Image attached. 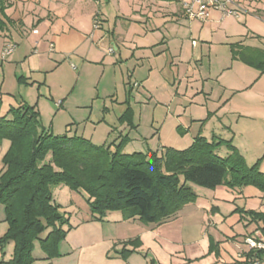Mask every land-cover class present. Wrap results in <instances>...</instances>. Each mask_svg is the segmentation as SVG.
Here are the masks:
<instances>
[{"label":"rangeland","instance_id":"374dc122","mask_svg":"<svg viewBox=\"0 0 264 264\" xmlns=\"http://www.w3.org/2000/svg\"><path fill=\"white\" fill-rule=\"evenodd\" d=\"M256 1L260 5H248L251 15L222 18V12L211 8L210 20L188 21L177 32L154 29L151 19L145 22L149 12L141 22L117 16L133 5L128 0L96 3L97 27L90 11L76 8L73 19L87 30L86 42L77 54H54L58 61L47 62L43 71L31 77L14 61L2 59L0 36L1 111L7 113L24 99L37 105L41 128L57 135L83 136L97 145L121 144L123 152L161 154L167 148L189 147L198 133L215 136L232 141L249 165L259 162L264 171V70L231 55V43L248 34L261 35L262 42L257 39L255 44L264 47V0ZM24 40L26 46L21 42L17 48L24 51L22 56L36 48L46 55L54 53L49 42L31 43L29 48ZM82 54L92 61L85 62ZM9 143L0 144V170ZM217 152L226 156L229 149L223 144ZM242 188L245 199L225 205L226 210L236 211L238 204L256 210L264 202V191L258 186ZM52 193L58 204L68 203L59 188L53 186ZM126 245L121 243L118 250ZM116 254L114 250L110 257Z\"/></svg>","mask_w":264,"mask_h":264},{"label":"trees","instance_id":"16d2710c","mask_svg":"<svg viewBox=\"0 0 264 264\" xmlns=\"http://www.w3.org/2000/svg\"><path fill=\"white\" fill-rule=\"evenodd\" d=\"M6 28L7 22L0 16V31ZM238 56L264 70V49L233 50V58ZM2 104L0 97V144L9 140L10 146L0 170V204L8 223L0 246L14 243L7 264H32L35 242L48 258L60 255L69 217L54 200L52 187L56 185L83 194L95 215L121 210L125 219L139 218L145 223L161 222L195 202L198 194L192 184L207 188L252 184L264 191L259 162L249 165L240 150L223 139L209 140L199 134L185 149L125 153L121 144L115 148L97 145L83 136L57 135L41 128L37 105L21 100L2 113ZM224 143L229 153L222 157L217 150ZM246 212L255 220L264 219V213ZM128 243L138 244V240ZM132 251L124 247L120 253L127 258ZM213 251L220 255L214 242ZM244 254L251 255L249 251ZM235 263L249 261L229 264Z\"/></svg>","mask_w":264,"mask_h":264},{"label":"crops","instance_id":"0c3cea01","mask_svg":"<svg viewBox=\"0 0 264 264\" xmlns=\"http://www.w3.org/2000/svg\"><path fill=\"white\" fill-rule=\"evenodd\" d=\"M100 1L0 0V16L7 22V28L0 31L3 47L5 48L8 44L16 45L14 51L8 56L4 57L2 54V59L14 61L15 66L22 69L26 77H31L43 71L47 62H57L54 54L55 56L77 54L87 40V30L74 22L75 9L78 8L79 11L87 12V14L90 11V17L95 20L97 19L95 14L98 11H95L94 5L100 4ZM187 1L190 0H128V5H133L129 7L126 14L121 12L117 16L128 15L130 20L141 22L143 15L149 12L147 14L149 18L145 22L151 19L154 29L172 28L174 32H177L178 28L186 22L197 20L188 18L185 11ZM234 1L239 13L246 16L252 13L248 5L253 3L260 5L256 0ZM258 10H260L259 7ZM151 14L158 16L157 19ZM167 14L168 19H166ZM224 16L227 15L222 13V18ZM256 16L259 17L258 14ZM210 17L211 9L208 18L198 20L205 22L210 20ZM155 19L157 22H154ZM245 37L231 43L232 59L242 60L248 66L257 69L239 56L233 58V50L238 52L249 47L264 49L255 44L257 39L261 40V35L248 34ZM25 38L29 48H32L31 43L40 46L42 43L49 42V51L54 53L46 55L45 52L36 48L22 56L24 51H17V48L20 47L21 42L25 41ZM245 39H251L252 42ZM82 55L86 57L85 62L92 61L86 54ZM2 94L3 92L0 91V97ZM205 137L209 140L215 138V136ZM228 142L232 143V141ZM63 186H55L68 198L67 204L59 203L61 211L69 217V224L63 227L67 230V234L59 245L60 255L48 258L39 242H35L33 250L35 260L32 264H229L240 260L239 254L247 251V246L243 243L245 235L256 228L264 231V219L255 220L246 212L249 210L246 205L242 207L236 204L238 210H226L225 205L245 199L242 186L233 188L221 184L215 188H207L192 184L198 194L195 202L185 205L173 216L161 222L151 223H145L139 218L125 219L121 210L107 211L102 217L95 215L91 212L83 194L70 189L69 186ZM55 202L58 204L56 200ZM253 211L264 213V202ZM5 217V207L0 204V237L8 229ZM135 240H138V244L128 243ZM213 242L216 249L220 251L218 256L215 251L210 252ZM121 243H128L125 248L133 250L127 258H123L118 250ZM114 250L117 254L110 257ZM13 251L12 241L0 246V264H7L13 257ZM137 255L142 259H136ZM188 260H194V262L186 263Z\"/></svg>","mask_w":264,"mask_h":264},{"label":"built area","instance_id":"2783aa9c","mask_svg":"<svg viewBox=\"0 0 264 264\" xmlns=\"http://www.w3.org/2000/svg\"><path fill=\"white\" fill-rule=\"evenodd\" d=\"M232 5V6H230ZM216 8L224 15L238 16V6L234 0H190L185 2V11L189 19H206L210 15V9ZM98 26V21L95 20L94 27ZM37 32V30H35ZM16 45L8 44L3 51V56L6 57L11 54ZM112 53L114 50L109 49ZM243 243L247 246V251L251 253L249 257H246L242 252L239 254L241 261H249V264H264V232L260 228H256L254 231L245 235Z\"/></svg>","mask_w":264,"mask_h":264}]
</instances>
